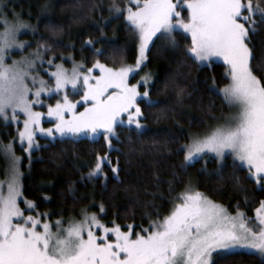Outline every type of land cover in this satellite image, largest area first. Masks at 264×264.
I'll use <instances>...</instances> for the list:
<instances>
[{"label": "snow or ice", "instance_id": "snow-or-ice-1", "mask_svg": "<svg viewBox=\"0 0 264 264\" xmlns=\"http://www.w3.org/2000/svg\"><path fill=\"white\" fill-rule=\"evenodd\" d=\"M6 8L0 0V118L6 126L9 122L19 125L23 115L18 137L29 160L33 150L39 149L37 133L54 136L55 131L74 138L91 134L93 139L102 135L111 151L112 139L118 138L116 128L124 125L125 116L129 126L142 129L138 104L146 101L152 106L153 102L148 90L141 96L139 87L147 84L150 75L137 84L130 80L146 66L150 45L155 47L163 40L177 49L178 36L190 37L189 59L209 66L220 60L226 66L228 82L220 95L230 114L204 134L190 135L178 150L184 154L182 168L209 155L220 165L231 157L234 168L246 167L249 178L264 187V79L252 67L250 39L258 25H264L261 0L255 4L253 0H128L124 8L112 0L110 13L123 16L136 37L135 63L126 62L130 50L120 49L119 67L97 60L86 71L83 63L75 62L71 70L66 69L54 57L46 61L49 68H44L47 48L8 63L13 50L22 53L30 47L18 39L30 25L15 14L9 19ZM96 55L103 53L97 49ZM40 69L47 73V80L41 78ZM80 93V101L69 99L70 94ZM61 95L62 102L58 99L47 111L56 121L55 130L41 127L43 113L34 106L43 105L42 97ZM78 105L84 110L78 111ZM0 152L8 162L5 180L0 181V264H221L240 250L264 264V201L251 220L240 211L232 215L190 184L178 195H173L175 189L170 185L171 209L163 216L158 210L155 219L149 217L150 225L139 232L131 224L127 230L115 221L108 226L89 208L81 210L79 219H58L53 224L50 214L38 212L37 205L23 196L21 158L15 154L14 142L0 143ZM106 166L118 174L109 154L97 155L88 179H107ZM104 212L101 204L100 213Z\"/></svg>", "mask_w": 264, "mask_h": 264}, {"label": "trees", "instance_id": "trees-1", "mask_svg": "<svg viewBox=\"0 0 264 264\" xmlns=\"http://www.w3.org/2000/svg\"><path fill=\"white\" fill-rule=\"evenodd\" d=\"M10 1L14 12L35 29L31 46L49 49L44 52L45 57L73 56L87 66L99 60L108 67H119V50L128 49L131 54L126 62H135L136 44L127 23L120 17L106 21L112 14V0ZM118 2L124 8L128 0ZM250 39L252 67L257 77L264 79V25H258ZM177 43L179 48L173 49L166 41H157L147 54L146 68L153 76L149 99L153 103L138 104L145 130L118 125V138L112 139L111 151L103 137L40 140L28 168L24 163L22 166L23 196L37 205L38 212L50 214L51 219H67L78 217L82 209L94 204L97 206L93 210L99 212L97 207L103 204L105 224L111 226L115 221L123 230L131 224L141 231L150 225L149 217L156 218L158 210L163 216L171 209L169 186L175 189L173 195H178L192 179L197 191L230 211L252 215L264 201V187L249 178L247 169L234 168L229 159L219 171L213 159L205 163L198 160L182 168L184 154L178 150L188 134L203 132L229 112L216 92L228 80L224 64L198 65L186 56L189 37L178 36ZM97 49L103 55H96ZM15 130H3L1 141L5 144L7 137H15ZM105 154L110 155L112 166H118V174L106 166L107 179L89 180L97 155ZM204 166H209V170L204 171ZM221 264H259V260L238 252Z\"/></svg>", "mask_w": 264, "mask_h": 264}, {"label": "rangeland", "instance_id": "rangeland-1", "mask_svg": "<svg viewBox=\"0 0 264 264\" xmlns=\"http://www.w3.org/2000/svg\"><path fill=\"white\" fill-rule=\"evenodd\" d=\"M10 2H11L10 0H4V3H6V5H7L6 11L9 13V19H12V14H15V15H17V14H16V13L14 12V10L12 9V7H11V3H10ZM133 7H134V5H133ZM17 16H18V15H17ZM18 17H19V16H18ZM19 18H20V17H19ZM113 18H116V15H115L114 13H112V14L106 19V21H109L110 19H113ZM120 18H122V20H123L125 23H127V21L124 19L123 16H120ZM20 20H22V19L20 18ZM22 21H24V20H22ZM24 22H26V21H24ZM26 23H28V22H26ZM28 24L30 25V28L22 30V32L20 33L18 39H19L21 42H24V43L30 45V47H27L26 49H24L22 53H21V51H20L19 49H15V50H13L15 54L9 56V58H8V63H11L13 60H21L23 57H32V55H33L34 53L37 52L38 49L35 48V47H32V46H31L32 43H33V41H34V36H33V34H34V32H35V29L33 28V26H32L30 23H28ZM33 29H34V31H33ZM0 30H2V29H0ZM185 35H186V34H185ZM189 38H190V37H189ZM134 41H135V44H136V37H135V36H134ZM190 41H191V40H190ZM150 46H151V45H150ZM40 51L43 52V50H40ZM51 58H52V57H51ZM48 59H50V58L45 57V54H44V61H45V63H44V68H49V65L46 63V61H47ZM55 62H56L57 64L63 63L64 67H65L66 69H69V70H71V68H72L74 62H75L76 64H81V63H83V64H84V71H86L88 68H92V66H93V65H92V66H87L83 61L74 60V59H73V56L60 57L59 59L55 58ZM37 63L39 64V61H38ZM134 63H135V62H134ZM134 63H133V64H134ZM212 63H222V64H223V61L215 60V61H213ZM145 65H146V61H145ZM203 65H207V63H205V64H203ZM51 70H54V69H51ZM39 72H40V76H41V78H43V79H45V80L48 79V75H47V73H45V72L43 71V69H40ZM94 74L98 75V74H99V70L96 69V70L94 71ZM145 75H150V78L148 79L146 85L143 84V83H140L139 91H140V93H141V96L143 95V92H144L145 90H148V91H149V88H150V86H151V84H152V82H153V76H152L151 72H150V71L146 68V66H145V67H143L142 71H140L137 75H135V78H133V79L130 80V83H131V84H137L138 82L141 81V78L144 77ZM225 86H226V85H225ZM225 86H224V87H225ZM222 88H223V87H222ZM220 89H221V88H220ZM220 89H216V92H217L219 95H220ZM68 91H69V93H71V88H70V87H69ZM81 96H82V93L77 94V95H71V94H70V95H69V99H70L73 103H76V102H78V101L81 100ZM42 99H43V105H42V106L39 105V104L35 105V106H34V110H35V111H40V112L43 113V119H42L41 127L45 128V129L52 128L53 131H54V130H55V123H56V121H55L54 119L48 117V115H47V111H48V107H49V106L55 107V104L57 103V100H58V99H60L61 102H62V95H61V97H53V98L42 97ZM83 110H84L83 107H81V106L78 105V111H83ZM229 114H230V110H229V112H228L226 115H224V116H227V115H229ZM224 116L218 117L216 120H214V122H213L212 124H210V125L208 126V128H207L206 130H204L203 132H200V133H190V134H188V137H187L188 139H187L186 143H188V140H189L190 135H194V134H204L205 132L209 131L210 128L215 127L217 123H223V120H222L221 118L224 117ZM66 118H70V117H67V114H66ZM124 120H125V123H124L123 126L131 127V128H135V124H133V125H131V126H129V125L127 124V117H126V116L124 117ZM140 123H141L142 126H143L142 129H140V131H141V130H145V129H146V126L141 122V118H140ZM11 127H12L13 129H16V130H17V134L15 135V137H14V136L7 137V138H8V141H7L5 144L1 141V137H0V143H2L3 145H7V144H9V143H13V142H14V146H15V154H16V156H18V157L21 158V169H20V171L22 172V177H21V184H22V179H23V176H24V172H23V170H22L23 163L25 164L26 169H27L28 166H29V162H30V160H31V158H30V160H29V154L23 151V149H22V147H21V144H20V142H19V137H18V128H19V130H22V129H23V115H22V114H20V122H19V125L15 124V123H12V122H9V124L6 126L5 123H4V121H3V119L0 118V133H1L3 130H5V131H6V130H9ZM16 130H15V132H16ZM36 135H37L36 143L39 145V147H40V144H41V143H40V140H46V141H51V142L54 141V140H56V139H74V140H78V139H89V140H95V139H98L99 137H103V136L101 135V136H99L98 138L93 139V138H90V137H91V134H86V135H85V134H82V135H80L79 137H75V138H74V137H71V136H68V137H61L58 133H55V131H54V136L40 135V133H37ZM186 143H185V144H186ZM107 145H108V144H107ZM33 151H35V150H33ZM32 153H33V152H32ZM210 159L215 160V163H216V167H215V169H216V170L221 169V168L224 166V164H225V162H226V160H227V159H226V160L223 162L222 165L218 164L217 161H216V158H215L214 156H211V155H209V158H208V159H206V160H205V159H201V160H203L204 163H205L207 160H210ZM228 159L231 160V161H233L231 157H228ZM237 163H238V162H237ZM204 165H206V164H204ZM7 167H8V162L6 161V159H5L4 155H3V153L0 152V181L5 180V169H6ZM113 167H115V166H113ZM209 168H210L209 166H204L203 169H204V171H208ZM244 168L247 169L246 167H244ZM253 180H254V179H253ZM254 181H255V180H254ZM255 182H256V181H255ZM189 184H190V185L196 190V188H195V180H194V179L190 180L189 183H188V185H189ZM256 184H257V183H256ZM188 185H187V186H188ZM257 185H258V184H257ZM258 186H259V185H258ZM259 187H261V186H259ZM5 191H6V186H5ZM21 202H22V201H21ZM95 206H97V205H95V204H94V205H90L89 209L91 210V212H95V213H97L98 215H101V216H102L103 213H102V214L100 213V209H99V212L93 210V208H95ZM224 207H225V206H224ZM259 207H260V205H259L257 208H259ZM97 208H100V206L97 207ZM257 208H256V209H257ZM256 209L254 210V212H253L252 215H246V216H247L249 219H251V220H255ZM237 211H239V210H234V211H230V210H229V212H230L232 215H235ZM240 212H241V211H240ZM42 214H43V213H42ZM80 216H81V213L79 214L78 217H75V218L79 219ZM71 218H72V217L67 218V219H63V218H52V219H51V222L54 224L55 221L58 220V219H63L64 221H68V220H70ZM101 222L104 223L103 221H101ZM126 230H127V229H126ZM135 231H137V230H135ZM137 232H139V231H137ZM239 252H243V250H240ZM243 253H244V252H243ZM214 256H215V253H214Z\"/></svg>", "mask_w": 264, "mask_h": 264}]
</instances>
